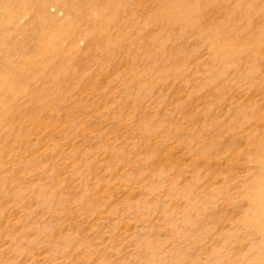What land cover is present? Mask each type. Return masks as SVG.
<instances>
[{"label": "rangeland", "instance_id": "374dc122", "mask_svg": "<svg viewBox=\"0 0 264 264\" xmlns=\"http://www.w3.org/2000/svg\"><path fill=\"white\" fill-rule=\"evenodd\" d=\"M0 264H264V0H0Z\"/></svg>", "mask_w": 264, "mask_h": 264}]
</instances>
